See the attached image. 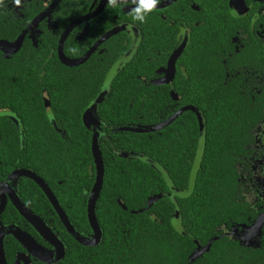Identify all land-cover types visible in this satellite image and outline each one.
<instances>
[{
  "label": "trees",
  "instance_id": "16d2710c",
  "mask_svg": "<svg viewBox=\"0 0 264 264\" xmlns=\"http://www.w3.org/2000/svg\"><path fill=\"white\" fill-rule=\"evenodd\" d=\"M26 9L23 13L27 16L26 21H19L18 14L9 8L6 0H0V40L14 41L25 24L42 10V6ZM57 39L58 36L51 45L47 43V49H35L26 43L20 52L24 61H12L0 54V110L7 109L18 114L26 125L32 120L35 122L39 117L31 114L45 111L41 95L48 83L54 112L73 114L65 115V128L72 142L80 143L77 153L79 163L76 165L75 150L70 151L68 159L65 158L73 162L66 163V173L70 176L59 167L61 162L53 160L48 163L56 179L66 180L63 200L59 194V201L71 205L67 213L78 231L87 236L93 234V230L88 221L85 199L80 193L85 188L88 191L91 189L94 174L91 175L89 169L93 172L95 169L92 136L83 125L82 114L101 90L107 71H103L100 77L89 75L83 83L79 102L71 100L63 82V70L58 68L61 63L56 53L52 54L53 58L49 57L56 49ZM143 50H149L145 42L116 75L109 95L99 107L102 121L110 128H151L173 113L170 88L155 87L143 80L154 76L157 64L151 59L158 58L143 53ZM194 59L198 61L203 57L196 55ZM185 65L189 68L186 60ZM191 69L189 79L181 77L176 89L186 100L195 97L196 103L207 114L204 116L208 126L207 144L194 194L189 198L171 200L167 196L169 187L154 167L145 161L118 155L119 151H128L148 157L164 167L178 190H186L198 144V125L194 116L181 131L180 138L173 133L174 126L145 134L111 133L108 130L111 142L105 141V138L101 142L105 178L96 208L103 232L102 241L96 247H85L68 233L54 212L41 216L48 220L66 246V257L57 264H264V229L258 246L242 244L240 239L227 236L215 241L210 252L197 259L193 257L197 250L194 240L206 246L214 237H221L227 230L231 232L237 225L252 226L262 210L256 212L250 201L239 194L235 162L241 151L238 149L240 135L236 127L238 122L244 121L245 115L244 108L237 107L239 94L235 82L225 86L223 94L221 86L225 75L222 68L216 66L209 70L217 81L209 88L205 85L206 70L194 72L195 69ZM187 81L191 82L190 86ZM0 127L4 130L3 145H16L17 133L12 121L2 118ZM47 137L53 138L54 134L50 132ZM39 143L43 144L44 140ZM19 149L10 152L9 147L5 151L3 172L11 170V162L15 163L17 159L26 162L25 151ZM33 158L38 160L43 156L34 153ZM20 167H27V164ZM75 173L81 181L77 180ZM31 185L37 189L35 184ZM28 192L25 197L29 195L27 200L33 203L45 200L38 189L33 188L36 192L33 195ZM158 194H163L164 198L147 209L150 198ZM120 201L127 210L119 204ZM175 202L180 206L187 236L181 235L173 226ZM11 240L10 244L18 245L14 238ZM6 252L10 255L9 246Z\"/></svg>",
  "mask_w": 264,
  "mask_h": 264
},
{
  "label": "flooded vegetation",
  "instance_id": "af4514ba",
  "mask_svg": "<svg viewBox=\"0 0 264 264\" xmlns=\"http://www.w3.org/2000/svg\"><path fill=\"white\" fill-rule=\"evenodd\" d=\"M53 1L19 0L17 3V0H6L9 8H13L18 14L17 18L19 21L21 19L26 21L27 16L23 14L27 11L26 8L32 10L34 6H42V10L25 24L20 35L38 15L45 12L51 6ZM132 7L134 5L131 0H115V3H113V0H62L50 16L46 17L27 34L20 51L9 54L0 48V54L12 61H24V56L22 57L20 52L26 43L28 45L31 44L35 49H47V43L51 45V42L58 36L56 49L51 52L49 57L53 58L52 54L56 53L61 63V67L58 66V68L63 70L64 85L70 92L68 97L75 102H79L78 100L83 92V83L85 84V80L89 75L100 77L103 71H107L101 86L102 90L110 70L117 61L131 51L136 42L135 39H138L135 55L139 51L140 46L145 42L149 50H143V53L155 55L158 58L151 59V61L157 64L154 76L150 79L145 77L143 80L145 83H149L155 87H169L173 100L171 105L173 113L160 123L175 115H179L176 120L165 127L174 126L172 131L177 138H180L181 131L192 121L191 116L196 118L198 144L192 169L200 141V119L198 115H201L204 119L207 129V119L204 116L207 114L196 103L195 97L192 96L186 100V97L181 95L176 87H179L181 77L189 79V68H192L195 69L193 70L194 72L207 71H204L206 73L205 85L209 88L210 84L213 85L214 81L217 82L209 70L212 71V67L219 66L220 69L224 70L225 75L221 92L225 94V86H228L231 82H235L234 85L238 88L237 93L239 94L237 107L244 108L245 110H243V115H245L244 121L238 122L236 127L240 135L238 149L241 153L237 155L235 167L239 176V194L250 201L256 212L262 210L258 215L259 217L264 213V0H161L157 8L148 14L145 22L142 24L133 20L130 13ZM83 17L87 18L77 24L67 36L63 52L66 58L70 60H79L89 53L91 54L79 66L68 67L62 64L58 56L59 44L67 28ZM150 31H154V33ZM112 32L114 34L107 37ZM181 47L183 50L178 52ZM175 53H178L179 57L176 60L175 69H170L169 71L170 59ZM196 55H202L203 59L196 61L194 59ZM40 56L43 57L42 54ZM185 60L189 68L185 65ZM122 69L123 67L120 71ZM140 79L142 80V77ZM40 81L43 83V80ZM155 82L156 84H154ZM187 82L190 86L191 82ZM50 89L51 87L47 83L42 90L41 100L45 111L32 113L31 115H38L39 119L35 122L32 120L28 125L22 121L18 114L7 109L0 110V120L6 118L12 121L18 140L16 145H3L4 130L3 127H0V189L2 188L1 191L7 198L4 211L0 215V228L1 226L15 225L30 234L44 248L53 250V247L45 241L38 231L20 215L12 199L18 193L24 203L51 227L48 220L41 216H48L53 212L57 216L58 214L43 189L34 180L26 177L17 179L16 185L8 182L9 177L15 171L22 169L29 170L38 175L49 186L59 201V194L62 199L66 180L56 179L53 168L49 165L48 161L56 160L58 163L61 162L59 167L61 170H64V174L67 176L70 175L66 173V163H73L71 160H65V158L68 159L71 156L70 151L75 150L76 165L77 162L79 163L80 159L77 157V153L79 152L80 143L72 142L65 128V115L73 114L71 112L60 114L54 112ZM86 109L82 114V122ZM102 123L100 145L102 138H105V141L111 142V139L108 137V130L111 133H119L129 132L122 129L142 128L141 126H123L113 129L103 121ZM87 130L93 138V130ZM50 132L54 134L53 138L47 137V134ZM40 137L44 140L43 144L39 143L42 141ZM188 142L190 141L188 140ZM9 147L10 152H16L20 148L19 151H25L28 158L26 162H23L21 159H17L15 163L11 162L10 166L12 169H6L3 172V167H5L6 163L2 157ZM61 152H63V155ZM125 152L132 153L119 151L118 155L127 157L124 155ZM34 153H41L43 159H34ZM53 157H56V159ZM93 161L95 172L91 168L89 170L91 175L94 174V177H91V179H94V183L89 191L85 188L80 193L81 197L85 199L86 209L90 192L97 177L94 156ZM26 164L27 167H20ZM57 169L59 170V168ZM75 176L78 177L77 180L81 181L77 173H75ZM25 180H30L35 184L37 189L42 192L45 200H41L40 202L37 200L35 203L27 200L29 195L25 197V194L30 191L31 195H33V193H36L33 192V188L34 190L37 189L31 185L32 183L29 184L30 182ZM6 183L7 185H5ZM57 190L58 194L56 193ZM59 203L66 213L71 209V205L65 204L64 201H59ZM1 205L0 195V208ZM67 215L69 216V213ZM52 230L54 231L53 228ZM229 231L227 230L225 233H229ZM54 233L57 235L55 231ZM13 238L12 235H9L5 241V252L8 246L10 252V255L6 252L8 264H44L30 254L15 238L18 245L10 244ZM25 260L28 262L26 263Z\"/></svg>",
  "mask_w": 264,
  "mask_h": 264
},
{
  "label": "water",
  "instance_id": "95a60500",
  "mask_svg": "<svg viewBox=\"0 0 264 264\" xmlns=\"http://www.w3.org/2000/svg\"><path fill=\"white\" fill-rule=\"evenodd\" d=\"M62 0H54L51 4V6L43 13L38 15L34 21L22 32V34L17 38L14 42H8L5 40H0V48L5 50L6 53L14 54L21 50L25 38L27 34L33 30L35 27L39 25L41 21H43L46 17L50 16V14L57 8V6L60 4ZM89 17V16H87ZM87 17H83L82 19H79L75 21L72 25H70L67 30L64 32V35L62 36V39L59 44L58 48V56L62 62V64L68 66V67H77L80 64L84 63L89 57V53L87 56L83 57L79 60H70L66 58L63 52L64 48V42L69 35V33L76 27L77 24H79L82 20H84ZM114 34V32L107 35V37ZM106 37V38H107ZM136 42L134 43L131 51L124 57H122L119 61L115 63V65L110 70L107 79L102 87L101 92L98 94V96L90 102L88 105L85 115L83 116V124L84 126L89 129L93 130V138H92V152L95 159V165H96V182L90 192L89 200H88V206H87V216L89 224L93 230V234L91 236H85L82 233L78 231V229L73 224L72 220L69 218L65 210L61 207L57 197L52 192V190L49 188V186L35 173L29 171V170H17L15 171L8 179V182L11 184L16 185V180L21 177H26L29 179L34 180L40 187L43 189L44 193L48 197V200L51 202L52 206L54 207L56 213L58 214L61 222L65 226L68 233L81 245L85 247H96L98 246L103 237V232L99 223V220L97 218L96 208L98 200L101 196V192L104 186V178H105V162H104V155L101 149L100 145V136L102 133V120L99 115V107L101 103L104 101V99L107 97L111 84L113 80L115 79L117 73L120 71L122 67H124L129 61L132 60V58L135 55L137 46H138V39H135ZM183 48L178 52H181ZM178 53H175L172 55L169 63L168 70L175 69V63L178 59ZM156 84V82L154 83ZM179 115H175L168 120H166L163 123H160L158 125H155L151 128H136V129H122L129 132H135V133H151L155 130H160L161 128L169 125L171 122L176 120ZM200 119V141H199V147L197 150V156L195 159V163L191 172L190 180H189V187L185 191H180L177 189V187L174 185L172 179L170 176L166 173L164 167L148 157H143L141 155H138L136 153H127L125 152L124 155L133 159H139L142 161H145L149 163L152 167H154L163 177L165 182L167 183L168 187L170 188L171 193L168 194V197L172 200L175 199V197H179L181 199L189 198L191 197L196 188L197 184V178L201 169L202 159L204 156L206 141H207V129L204 119L201 115H198ZM1 142V137H0ZM7 185V183L5 184ZM2 188L0 189V195H1V201L2 205L0 208V215L4 211V208L6 206L7 198L2 193ZM164 198L163 194L155 195L154 197L150 198L148 202L147 209L152 208V206L157 203L160 199ZM13 203L15 207L17 208L20 215L26 219L37 231L38 233L45 239L46 242H48L52 247L53 250H49L41 246L30 234L26 233L19 227L15 225H8V226H1L0 228V264H8L7 258H6V252H5V241L7 236L12 235L18 242H20L30 254L38 258L40 261H42L44 264H57L65 259L67 250L65 244L61 241L59 236H57L51 227L47 225L46 222H44L35 212H33L23 201V199L19 196L18 193H16V197H12ZM120 204L122 207L127 210V207L122 204L120 201ZM176 211L173 218V226L174 228L183 236H187L188 233L186 232L183 221H182V212L180 209V206L176 203ZM143 212V211H140ZM139 212V213H140ZM154 218V217H153ZM264 229V213L260 215L254 225L248 226V225H237L235 226L231 232L224 233L221 237H214L206 246H202L200 242L195 241V244L197 245V250L194 254V258L197 259L198 257L203 256L205 253L210 252L212 245L215 241L221 240L227 236L238 238L242 241V244L246 245H253L258 246L259 245V239L262 236V232ZM27 263L28 261L25 260Z\"/></svg>",
  "mask_w": 264,
  "mask_h": 264
},
{
  "label": "clouds",
  "instance_id": "9594fccd",
  "mask_svg": "<svg viewBox=\"0 0 264 264\" xmlns=\"http://www.w3.org/2000/svg\"><path fill=\"white\" fill-rule=\"evenodd\" d=\"M19 0H17V3ZM134 7L130 9V13L134 21L144 23L148 14L152 13L160 4L161 0H131ZM115 3V0H113Z\"/></svg>",
  "mask_w": 264,
  "mask_h": 264
}]
</instances>
